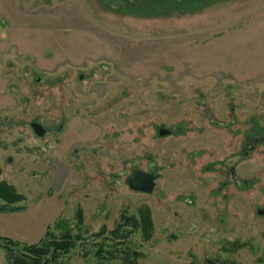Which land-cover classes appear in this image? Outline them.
Returning <instances> with one entry per match:
<instances>
[{
  "label": "rangeland",
  "instance_id": "rangeland-1",
  "mask_svg": "<svg viewBox=\"0 0 264 264\" xmlns=\"http://www.w3.org/2000/svg\"><path fill=\"white\" fill-rule=\"evenodd\" d=\"M254 141L226 184L211 167ZM145 155L152 194L109 185ZM0 169L25 197L0 237L87 241L146 210L138 264H264V0H0Z\"/></svg>",
  "mask_w": 264,
  "mask_h": 264
},
{
  "label": "trees",
  "instance_id": "trees-1",
  "mask_svg": "<svg viewBox=\"0 0 264 264\" xmlns=\"http://www.w3.org/2000/svg\"><path fill=\"white\" fill-rule=\"evenodd\" d=\"M1 175V169H0ZM24 196L10 184L0 181V211H20L22 207L16 204L24 200ZM77 217L82 220V212L77 211ZM153 224L148 211H140L138 217L122 214L120 222L110 232L103 229L90 236L91 248L82 252L81 257L87 258L91 252L93 264H138L140 253L133 242V237L140 234L148 242L152 237ZM76 235L71 231L60 234L47 229L43 239L35 245L20 244L11 239L0 237V250L5 264H65L68 257L78 248L87 244L81 236L80 229Z\"/></svg>",
  "mask_w": 264,
  "mask_h": 264
},
{
  "label": "water",
  "instance_id": "water-1",
  "mask_svg": "<svg viewBox=\"0 0 264 264\" xmlns=\"http://www.w3.org/2000/svg\"><path fill=\"white\" fill-rule=\"evenodd\" d=\"M162 1L183 2L189 0H162ZM31 129L38 137H41L44 133L43 128L38 124L31 125ZM157 131L160 137H164L168 135V131L165 129L158 128ZM255 146H256V142H252L250 146L246 147L245 152L241 156H235L233 158H230L224 163V166L226 167L228 173V183L239 185L238 179L234 174L235 167L239 161L246 158L254 150ZM157 178H158L157 175L154 173L146 174L142 172H137V174H134L133 178H131L128 181V187L130 188L131 191L150 195L153 192L155 181L157 180ZM189 204H191V202H189ZM257 214L259 216H263L264 211H258Z\"/></svg>",
  "mask_w": 264,
  "mask_h": 264
},
{
  "label": "flooded vegetation",
  "instance_id": "flooded-vegetation-1",
  "mask_svg": "<svg viewBox=\"0 0 264 264\" xmlns=\"http://www.w3.org/2000/svg\"><path fill=\"white\" fill-rule=\"evenodd\" d=\"M184 2V1H183ZM111 9H118V7H112ZM33 124H38V125H40L42 128H43V130H44V133H43V135L41 136V137H38L35 133H34V131L31 129V125H33ZM29 128H30V130H31V132H32V134L37 138V139H42V138H44L46 135H47V133H48V130L43 126V125H41L40 124V120L39 119H36V120H34L32 123H30L29 124ZM158 128H160V127H158ZM158 128H156V133H157V135L159 136V134H158V131H157V129ZM61 129H62V126H60V127H58V129H57V131L58 132H61ZM162 129H164V128H162ZM166 130V129H165ZM168 131V130H167ZM171 135V132H169L168 131V135L167 136H164V137H160V138H166V137H168V136H170ZM254 142H256V141H254ZM252 143V142H251ZM250 143V144H251ZM256 144H257V142H256ZM244 153V152H243ZM242 153V154H243ZM241 154V155H242ZM235 157V156H234ZM231 158H233V157H231ZM230 159V158H229ZM228 160V159H227ZM227 160H225L221 165H214V166H212L211 167V169L212 170H214V171H221V170H226V173H225V176H226V184H229V185H231L230 183H228V173H227V169H226V167L224 166V163L227 161ZM144 161L146 162V167H145V169H143L142 167H141V165H142V161H141V159H139V158H137V159H133V160H131V161H129L128 163H124L125 164V168L124 169H122V171H120V172H118L116 175H113L112 176V178H113V181H112V183H109V185H115L114 187H118V186H120V180H123L124 181V184H125V186L128 188V190L129 191H131L130 190V188L128 187V181L131 179V178H133V176H134V174H137V172H142V173H146V174H156L157 175V180L160 178V175L158 174V168H157V166H156V164L153 162V161H151V157L150 156H148V155H145L144 156ZM11 162V159L10 158H8V160H7V163H10ZM234 174H235V170H234ZM236 176V175H235ZM237 178V177H236ZM238 179V178H237ZM156 180V181H157ZM155 181V182H156ZM238 182H239V185H236L238 188H240L241 187V185H242V183L238 180ZM225 183L222 185V186H225L226 185ZM14 187V186H13ZM154 189H155V186H154ZM154 189H153V191H154ZM131 192H134V191H131ZM134 193H137V192H134ZM153 193V192H152ZM139 194H143V193H139ZM145 195V194H144ZM186 202H191V204L190 205H192L193 204V201L192 200H187Z\"/></svg>",
  "mask_w": 264,
  "mask_h": 264
}]
</instances>
